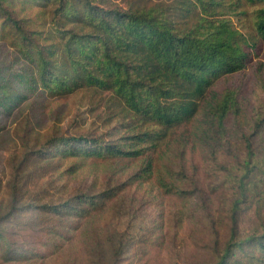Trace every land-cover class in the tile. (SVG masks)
Masks as SVG:
<instances>
[{
  "label": "trees",
  "instance_id": "obj_1",
  "mask_svg": "<svg viewBox=\"0 0 264 264\" xmlns=\"http://www.w3.org/2000/svg\"><path fill=\"white\" fill-rule=\"evenodd\" d=\"M242 1L259 5L255 34L249 36L220 16ZM44 14L49 20L37 23ZM257 38L264 42V0H0V134L22 122L26 105L80 91L111 104L109 121L130 116V132L117 142L102 144L78 135L36 137L40 147L26 156L24 173L11 186L10 210L0 216V259L41 255L42 248L34 247L44 244L54 254L65 245L62 238H69L64 231L69 221L89 216L112 196L52 192L40 183L46 173L38 168L26 177V165L79 155L139 158L146 163L145 173L159 170L160 180L162 169H156L151 155L158 141L203 111L194 134L201 136L212 160H222L230 171L219 217L217 208L203 211L205 224L216 234L224 227L228 232L225 242L216 240L210 247L208 264H264V110L234 153L225 150L229 143L222 140L231 120L239 124L244 103L229 92L207 98L204 108L201 104L216 80L247 67ZM24 121L23 140L35 132L33 117ZM29 180L34 188L29 189ZM246 219L250 226L243 230ZM19 229L52 238H15ZM124 248L120 245L117 255Z\"/></svg>",
  "mask_w": 264,
  "mask_h": 264
},
{
  "label": "rangeland",
  "instance_id": "obj_2",
  "mask_svg": "<svg viewBox=\"0 0 264 264\" xmlns=\"http://www.w3.org/2000/svg\"><path fill=\"white\" fill-rule=\"evenodd\" d=\"M258 8L259 5L242 1L220 16L249 36L255 34ZM35 12L38 13V9ZM46 19L49 20V16L35 20L44 23ZM229 92L244 103L239 124L231 120L229 132L222 140L229 143L226 151L236 153L243 133L252 131L256 115L264 110V42L260 39L257 38L247 67L216 80L202 100V108L207 98L214 94L222 97ZM91 96L80 91L26 105L19 115L22 122L11 124L0 134V216L10 210L11 186L17 176L24 173L26 156L33 148L40 147L35 144L36 137L78 135L97 138L105 144L128 135L130 116L122 114L109 121L111 104H106L104 99L99 102L100 96ZM202 112L194 121L172 131L164 141H158L151 155L156 169H162L160 180L159 170L150 175L145 173L142 167L146 163L139 158L79 155L41 159L26 165V177L38 168L46 173L40 183L52 192L60 189L94 195L108 192L112 196L103 198L89 216L69 221L71 227L64 230L69 238H62L65 245L54 254L49 253V245H38L34 248L38 251L41 247V255L22 261L0 259V264H208L210 247L216 245V240L225 242L228 232L224 227L216 234V228L205 224L203 211L217 208L215 218L219 217L218 205L227 196L224 187L230 185L227 181L230 171L224 170L222 160H212L201 136L194 134L201 125L198 119ZM26 116L33 117L35 132L23 140ZM29 183V189L34 188V182L29 180ZM249 226V221L243 220L242 229ZM16 231L14 237L19 239L48 242L52 238L48 233L31 235L28 230ZM122 244L124 252L117 255Z\"/></svg>",
  "mask_w": 264,
  "mask_h": 264
}]
</instances>
